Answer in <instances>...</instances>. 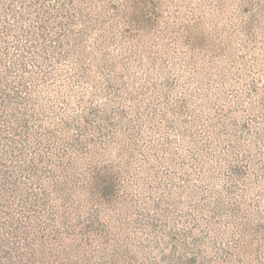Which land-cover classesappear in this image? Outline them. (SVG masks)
<instances>
[{"label": "rangeland", "instance_id": "obj_1", "mask_svg": "<svg viewBox=\"0 0 264 264\" xmlns=\"http://www.w3.org/2000/svg\"><path fill=\"white\" fill-rule=\"evenodd\" d=\"M91 4L92 9L97 5L95 12L88 9ZM117 5L108 0H69L70 18L65 14L49 25L54 38L63 37L61 25L71 24L69 39L60 44L54 40L26 43V55L35 45L34 50L45 51L47 57L36 74L39 81H45L46 90L35 102L41 103V123L49 122L57 112L72 113L78 96L99 98L104 91L116 90L110 97L116 102H136L141 110L145 108L149 119L142 118L134 129L139 144L132 170L147 190L158 187L166 212L142 214L122 193L114 204L99 207L106 223L99 219L102 223L95 221L92 226L86 217L61 220L63 228L56 234L62 256H73L70 264H264V175L254 171L247 176V183L238 187L243 196L233 199L228 208L216 207L214 202L223 175L220 162L229 160L224 153L246 151L252 139L250 128L256 132L251 151L263 161L264 0L252 5L242 0H161L156 22L141 26L139 33L129 37ZM47 10L36 18L49 20L59 14ZM18 29L15 40L25 42L30 35ZM77 32L81 47L72 45L71 37ZM42 35L47 38L46 33ZM109 78L116 89L105 87ZM168 98L174 108L187 104L188 116H179L182 121L191 112L196 114L200 128L204 130L205 125L213 130L217 141L213 143L203 130L197 136L202 145L197 137L178 140L172 123L166 133L162 119H154L148 107L159 102L168 105ZM88 141L90 145L81 148L89 151L88 159L96 151L110 152L103 139L98 137L101 145L96 146L95 136ZM163 142L171 143L168 150L175 153L167 154ZM195 142L198 146L193 147ZM200 146L209 152L201 154ZM251 151L246 153L251 156ZM191 166L195 170L187 176ZM136 194L131 201L138 200L139 191ZM146 194L151 193L144 191L142 196ZM73 223L78 224L76 231ZM174 226L181 228V236L192 227L189 238L204 242L195 259L173 254ZM240 233L248 240L242 252L235 253Z\"/></svg>", "mask_w": 264, "mask_h": 264}, {"label": "trees", "instance_id": "obj_2", "mask_svg": "<svg viewBox=\"0 0 264 264\" xmlns=\"http://www.w3.org/2000/svg\"><path fill=\"white\" fill-rule=\"evenodd\" d=\"M68 1L0 0V264H70L73 256H62L60 237L56 234L63 228L61 220L71 218L72 221L77 217H86V221L92 226L95 221L106 223L102 220L105 214L99 207L114 204L122 197V193L125 194L126 201L132 203V207L139 209L142 214L151 212V216H162L166 212L164 199L158 196V187L153 191L147 190L145 182L133 174L132 170L135 147L139 144L134 129L142 118V121L145 117L149 119L150 113L145 108L141 110L136 102H116L110 98L115 96L116 90L108 93L104 91L99 98L94 95L78 96V106L72 113L57 112L49 122H40L43 121L39 109L41 103L35 100L41 99L46 83L39 81L40 77L36 74L38 68L46 63L47 57L44 55L45 51L34 50L35 45L31 46L32 50L26 55L24 51H28L25 46L30 41L41 44L42 40H54L60 44L69 39L71 24L61 25L59 29H64L63 37L55 32L57 36L54 38V30L49 26L65 14L70 16L66 6ZM108 1L118 3L117 14L125 19L120 23L123 27L126 26L124 31L127 32L124 34L128 37L132 33H139L141 26L155 23L156 13L161 5V0ZM242 1L249 5L255 3V0ZM92 7L93 4L88 9ZM94 8L92 12H95ZM47 9L59 14L49 20L45 18L40 21L36 18L41 11L49 12ZM17 29L19 32L23 31L22 35L25 31L30 35L25 42L18 38L15 40L14 33ZM40 32L46 33L47 38H42L44 35ZM71 38L72 45L81 47L83 41L78 32ZM174 81L176 82L172 80ZM106 84L107 89H116L117 85L112 78L106 80ZM175 91L171 90V93L174 94ZM173 105L175 104L169 99L168 105L159 102L148 109L155 114L154 119H162V129L166 133L172 123L173 133L178 140L201 136L203 128H200L202 124L198 116L191 112L190 118L182 121L179 116H188V112L184 111L187 104L180 103L175 108ZM117 123L120 126H115ZM203 127L204 134L213 143L216 142V133L207 130L205 125ZM250 130L252 139L250 138L246 151L230 155L222 153L229 160L220 162L219 169L223 175L220 178L219 194L214 201L216 207L228 208L230 203H234L233 199L242 197L244 193H239L238 187L247 183L246 178L252 172L264 175V153L261 161L259 155L251 151L250 147L255 148L256 145L253 142L256 132H252L251 128ZM93 136L94 146L101 145L99 137L110 152L108 149L106 153L96 151L92 153V159H88L89 151L81 148L89 146L88 140ZM116 138H119L118 145H114L117 143ZM199 139L197 137L198 143L202 145L203 141ZM198 143L195 142L193 147L198 146ZM163 144L167 154L175 153L168 150L167 146L171 143ZM198 148L201 149V154L209 152L201 146ZM248 151L256 158L248 155ZM192 170H195L194 166L189 167L186 175L193 174ZM137 191L140 197L131 201L134 195L137 196ZM144 191L151 194L144 197ZM237 202L241 204V200ZM94 208L96 213L93 212ZM233 210L238 211L235 207ZM72 226L76 231L78 224L73 223ZM181 232V228L174 226V234L170 237L174 247L173 254L181 259L193 260L204 249V242L189 238V233H194L192 227L187 234L183 233L181 236ZM240 235V243L237 244L239 249L236 248L235 253L242 252V247L247 244V236L242 233Z\"/></svg>", "mask_w": 264, "mask_h": 264}]
</instances>
